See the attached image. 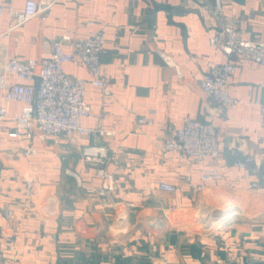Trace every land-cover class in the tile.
Segmentation results:
<instances>
[{
	"label": "crops",
	"instance_id": "0c3cea01",
	"mask_svg": "<svg viewBox=\"0 0 264 264\" xmlns=\"http://www.w3.org/2000/svg\"><path fill=\"white\" fill-rule=\"evenodd\" d=\"M26 1L0 0V73L10 58H49L54 38L66 30L84 37L94 20L106 40L107 87L87 84L92 115L82 124L115 135L65 138L36 130L18 139L8 136L13 123L0 125V264L264 263V128L254 104L264 101V67L229 58L220 27L231 23L242 38L264 43V0H223L218 21L202 0H35L51 6L10 29L7 9ZM229 59L236 68L228 90L237 104L222 108L200 81L213 63ZM64 71L90 79L77 62ZM0 105L22 110L2 91ZM210 115L224 130L218 158L199 165L164 148L170 130ZM25 147L37 153L24 158ZM247 155L254 159L248 168L234 166ZM205 168L223 179L202 182ZM160 181L177 191H161Z\"/></svg>",
	"mask_w": 264,
	"mask_h": 264
},
{
	"label": "built area",
	"instance_id": "2783aa9c",
	"mask_svg": "<svg viewBox=\"0 0 264 264\" xmlns=\"http://www.w3.org/2000/svg\"><path fill=\"white\" fill-rule=\"evenodd\" d=\"M206 9L219 20L223 0H202ZM50 3H41L27 0L21 9L8 8L11 19L10 29H17L49 8ZM5 12L0 6V16ZM89 32L84 37H76L74 30H66L62 35L54 38L48 45L51 55L47 59L20 60L10 58L3 73H0V91L4 93V100L22 104L20 113H11L6 105H0V125L13 123L8 129L11 138L30 139L35 131L44 134L71 138L73 136H95L111 138L113 131L102 128H87L83 126V119L90 117L92 112L84 101L87 84L105 90L107 79L104 71L103 57L106 53L105 35L103 30L96 27V22H88ZM221 34L226 36L222 51L229 57L251 59L264 67V43L242 38L234 29L233 24H222ZM216 39H213V43ZM68 45L71 48L65 49ZM77 62L86 67L90 73L89 81L70 78L64 71V65ZM235 63L229 59L224 63H213L208 72L200 81L202 91L208 94L222 108L235 106L237 100L228 90V80L235 71ZM106 101L110 100V92L105 94ZM258 107L264 128V101H255ZM157 111H151V115ZM140 124L147 122L146 118L138 120ZM223 128L216 125L212 115L205 120L188 118L182 127L170 130L164 144L167 151H173L179 156L191 159L202 165L209 159H216L221 155L220 139ZM37 153L35 148L25 147L21 151L24 158ZM254 159L252 156L237 157L234 166L246 169ZM107 183L112 184L111 175H105ZM223 175L216 169L205 168L201 173L202 182H219ZM258 189V183L253 184ZM107 188V186H105ZM158 188L166 193L173 194L177 187L165 181H160ZM203 185L197 186L201 190ZM7 217H13L14 212H5Z\"/></svg>",
	"mask_w": 264,
	"mask_h": 264
},
{
	"label": "rangeland",
	"instance_id": "374dc122",
	"mask_svg": "<svg viewBox=\"0 0 264 264\" xmlns=\"http://www.w3.org/2000/svg\"><path fill=\"white\" fill-rule=\"evenodd\" d=\"M201 209V208H200ZM198 218L196 219V226L201 230H202V218H201V215L200 213L198 214L197 216ZM76 262H84V258H81V257H77V258H74ZM91 260V259H90ZM94 260V258H93ZM93 260L90 261L91 264H95L93 262ZM72 261H67V260H63L62 261V264H73V263H70ZM89 263V264H90ZM156 262H153V260L147 258V259H137V258H134V259H129V260H126L124 264H155ZM256 264H264V263H260V262H256Z\"/></svg>",
	"mask_w": 264,
	"mask_h": 264
}]
</instances>
